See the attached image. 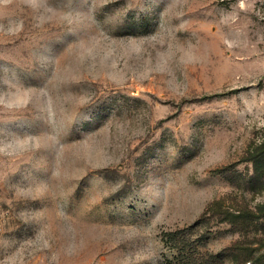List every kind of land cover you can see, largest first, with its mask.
<instances>
[{"label": "rangeland", "instance_id": "374dc122", "mask_svg": "<svg viewBox=\"0 0 264 264\" xmlns=\"http://www.w3.org/2000/svg\"><path fill=\"white\" fill-rule=\"evenodd\" d=\"M264 0H0V264H264Z\"/></svg>", "mask_w": 264, "mask_h": 264}, {"label": "trees", "instance_id": "16d2710c", "mask_svg": "<svg viewBox=\"0 0 264 264\" xmlns=\"http://www.w3.org/2000/svg\"><path fill=\"white\" fill-rule=\"evenodd\" d=\"M248 160L254 164L257 173L264 174V143L255 149L250 148L248 150ZM261 188L264 190V184H262ZM258 212L264 218V203L258 207ZM261 259L264 263V254L261 255Z\"/></svg>", "mask_w": 264, "mask_h": 264}]
</instances>
